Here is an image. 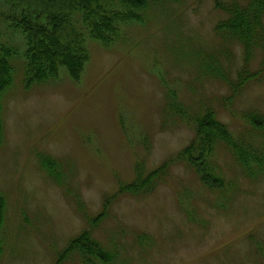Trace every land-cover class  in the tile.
I'll return each instance as SVG.
<instances>
[{
    "label": "rangeland",
    "instance_id": "374dc122",
    "mask_svg": "<svg viewBox=\"0 0 264 264\" xmlns=\"http://www.w3.org/2000/svg\"><path fill=\"white\" fill-rule=\"evenodd\" d=\"M214 3L149 0L136 11L140 20L120 24L107 46L90 37L77 12L73 24L88 52L80 79L60 68L55 78L30 86L25 35L0 17V42L14 49L12 82L0 92V195L6 201L0 264H54L86 228L75 200L86 217L98 216L104 197L134 179L137 163L152 171L190 142L192 127L165 109L168 95L176 93L187 115L211 106L234 137L264 154V138L250 135L245 122L246 112L264 114V79L224 108L225 84L199 70L197 54L219 47L214 27L225 16ZM231 60L235 78L242 64L238 46ZM40 155L59 163L65 188L40 168ZM210 163L215 189L176 163L152 194L114 200L93 232L105 248H116L114 264H264V169L250 164L254 175L244 176L249 169L222 145ZM65 264L79 262L73 257Z\"/></svg>",
    "mask_w": 264,
    "mask_h": 264
},
{
    "label": "trees",
    "instance_id": "16d2710c",
    "mask_svg": "<svg viewBox=\"0 0 264 264\" xmlns=\"http://www.w3.org/2000/svg\"><path fill=\"white\" fill-rule=\"evenodd\" d=\"M148 2L149 0H0V8L7 7L6 11H0V17L25 35L26 86H30L34 82L42 83L55 78L60 68H64L72 80L80 79L88 61V52L83 35L73 24L75 13H80L81 22L90 37L107 46L116 39L120 24L140 20L136 11L146 8ZM214 6L225 16L214 27L219 47L209 55L197 54L196 57L203 76L215 78L225 84L229 93L225 97L227 103L224 108H228L250 84L264 79V0H215ZM233 46H238L242 54V64L236 71L235 78L230 77ZM13 54L12 47L0 42V92L11 85L9 58ZM221 57L229 63L227 69L220 63ZM257 57L258 66L252 70L251 64ZM165 109L168 114L192 127L194 134L190 142L152 171L145 172L143 164L137 163L134 179L128 184L120 185L114 194L104 197L98 216L92 219L86 217L82 203L75 200L77 212L86 219V228L69 241L54 264H65L73 257L79 264H96V261L99 264H114L118 255L116 248H105L93 236L98 222L101 223L110 215L117 197H144L152 194L157 185L166 180L176 163L187 164L210 189L217 188L219 183L210 163L218 145L224 146L231 153L242 170L249 169L243 171L244 176L253 177L250 164L256 166L257 172L264 169V154L259 153L257 145L242 144L240 137L231 134L211 106H201L192 115H187L177 103L176 93H173L167 96ZM245 117L250 135L264 138V114L255 110L246 112ZM2 129L0 105V145ZM39 162L40 168L52 182L63 188L67 186L57 161L40 155ZM5 203V198L0 195V224L4 217ZM1 250L0 240V252Z\"/></svg>",
    "mask_w": 264,
    "mask_h": 264
}]
</instances>
